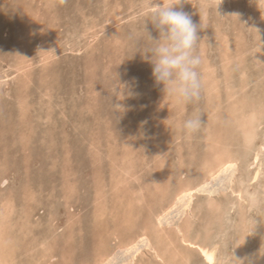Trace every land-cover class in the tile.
<instances>
[{"label": "rangeland", "instance_id": "obj_1", "mask_svg": "<svg viewBox=\"0 0 264 264\" xmlns=\"http://www.w3.org/2000/svg\"><path fill=\"white\" fill-rule=\"evenodd\" d=\"M175 2L0 0V264H218L226 218L234 255L264 264L242 187L264 185V0L176 6L204 25L183 106L144 53Z\"/></svg>", "mask_w": 264, "mask_h": 264}, {"label": "clouds", "instance_id": "obj_2", "mask_svg": "<svg viewBox=\"0 0 264 264\" xmlns=\"http://www.w3.org/2000/svg\"><path fill=\"white\" fill-rule=\"evenodd\" d=\"M180 3L181 0H176L171 4H157L151 11L149 20L159 35L158 38H153L145 29L150 46L144 53L151 54L146 58L150 59L153 65L152 74L156 83L163 84L164 94L176 105L183 106L200 98L202 79L198 69L202 58L197 50L200 40L198 30L203 29L204 25H197L187 12L177 8ZM202 125L201 113L193 112L182 121L181 127L189 133H194L199 131ZM242 187L245 189L249 210L250 227L246 237L255 231L256 217H261L264 221V216L261 215L264 213V185L248 188L242 184ZM225 222L231 225L230 229L225 231L221 226L214 237L221 249L218 264H243V261L234 255L233 250L238 245L232 247L239 238L236 235L238 229L230 219L226 218ZM247 264H255V261L248 258Z\"/></svg>", "mask_w": 264, "mask_h": 264}, {"label": "bare ground", "instance_id": "obj_3", "mask_svg": "<svg viewBox=\"0 0 264 264\" xmlns=\"http://www.w3.org/2000/svg\"><path fill=\"white\" fill-rule=\"evenodd\" d=\"M133 4V3H132ZM118 6V5H117ZM135 6V5H134ZM148 7V6H147ZM128 8V7H127ZM237 57V56H236ZM163 143V142H162ZM166 145V144H165ZM231 160H226V161H224L222 164H221V166H219L220 168L219 169H221L222 167H224V166H227L228 164H231ZM205 164V163H204ZM206 164H208V163H206ZM119 182H121V181H119ZM181 184V183H180ZM186 186V185H185ZM191 187L189 186L188 188H185V189H182L181 191H180V193L179 194H181V193H184V192H188V191H191ZM110 191V190H109ZM104 193V192H103ZM178 194V195H179ZM177 195V196H178ZM130 204V203H129ZM173 204V203H172ZM171 205V204H170ZM170 205H168V207L170 206ZM168 207L167 208H165L164 210H163V212L166 210V209H168ZM10 208V207H9ZM15 210V209H14ZM97 210V209H96ZM12 211V210H11ZM26 213V212H25ZM129 213V212H128ZM18 215V214H17ZM161 215V213L160 214H158V216H160ZM22 218V217H21ZM127 220V219H126ZM97 221V220H96ZM158 221V225L160 224L159 223V220H157ZM104 228V227H103ZM140 237H146L147 239H148V237L145 235V234H142V235H139L137 238H140ZM136 238V239H137ZM136 239H129V241L128 242H126L125 244H124V246H126V247H129V246H131L134 242H135V240ZM128 240V239H127ZM182 243H184V242H182ZM188 245H192L193 243L192 242H186ZM197 248H198V250H199V252L202 254V255H204V256H208L209 255V251L207 250V248H205V246H199V245H197ZM108 256V255H107ZM157 257H160L159 255H157ZM159 259V258H158ZM102 260V259H101ZM101 260H100V262H101ZM137 263V262H136ZM97 264V263H96Z\"/></svg>", "mask_w": 264, "mask_h": 264}]
</instances>
